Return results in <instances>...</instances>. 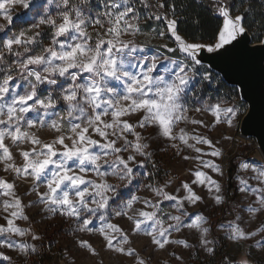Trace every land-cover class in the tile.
I'll list each match as a JSON object with an SVG mask.
<instances>
[{"label":"snow or ice","instance_id":"obj_1","mask_svg":"<svg viewBox=\"0 0 264 264\" xmlns=\"http://www.w3.org/2000/svg\"><path fill=\"white\" fill-rule=\"evenodd\" d=\"M54 3L58 9L56 15L46 10ZM99 3L103 10L92 14L91 0H46L45 5H35L34 0H0V18L8 25L13 24L11 8L14 6L26 10L44 8L42 16L37 12L40 19L32 22V28L43 25L51 34L48 47H43L41 36L44 34L40 31L29 34L31 28L0 42V73L3 74L0 75V165L3 172L13 175L11 181L0 176V218L5 221L0 224V249L16 251L25 258L37 253L35 244L13 239L25 236L33 241L41 239L31 227L21 228L17 224L23 220L31 225V218L25 213L30 208L37 209V214L42 211L67 217L75 225L73 235L96 233L106 249L134 258L135 264H146L130 246L132 238L140 235L159 250H167L171 245L184 249L199 247L214 257L215 248L209 245L215 241L207 239L210 229L205 226L209 219L202 212L189 213L186 208V203L196 206L204 199L192 185L207 186L208 192L213 193L211 199L215 206L226 202L221 185L206 172L199 168L191 172V183L183 181L180 185L183 196L167 192V184H144L158 199L138 195L124 199L121 188L135 185L137 191L141 190L138 182L144 174L139 169L153 156L149 151L150 137L169 143L177 149V154L193 150L196 156L185 154L182 158L194 159L202 168L223 174L214 161L203 159L205 155L220 157L222 151L209 137L195 129L187 130V125L212 130L220 124L232 127L240 110L226 96L215 103L202 104L194 111L213 118L206 123L189 119L186 100L197 85L212 87L217 80L202 63L200 53L205 48L209 53L227 51L226 46L238 43L246 35L244 21L251 7L233 15L229 0H211V10L222 18V26L215 33V43L205 45L181 35L174 4L170 6V18L166 13L159 14V9L165 7L163 0L156 4L150 0H99ZM137 5L154 10L148 19L164 22L175 47L165 44L163 49L173 55L147 56L135 39H124L141 32ZM191 22L193 27L200 23L198 18ZM5 27L0 24V32ZM164 35V31L158 32L159 37ZM36 48H42V53L32 54ZM176 53L181 55L176 57ZM17 77L28 82L23 91H16L14 87ZM45 85L47 95H42L41 86ZM58 105L64 106L63 114L56 111ZM30 113L37 114L35 119ZM181 124L185 127H180ZM44 129L54 133L51 142L45 143L38 135ZM197 145H206L211 151L206 152ZM13 149L22 159L19 165ZM240 168L251 170L254 176L250 179L257 183L253 185L249 179L238 177L237 190L244 194L245 200L255 199L239 206L235 219L220 227L225 239L236 243L262 236L249 249L264 250V219H261L264 164L242 162ZM110 177L118 183H110ZM17 180L31 181L25 195L34 194L35 199L28 204L17 195ZM164 201L172 202L171 207L178 214L162 215ZM136 204L143 207L135 208ZM113 217L129 221L130 231L113 223ZM254 220H260L255 228L252 227ZM184 229L199 233L198 245L173 238V233ZM77 247L97 254L89 241L77 239ZM171 255L183 260L175 252ZM251 255L249 250L239 264H253ZM4 261L12 264V257L0 251V264Z\"/></svg>","mask_w":264,"mask_h":264},{"label":"rangeland","instance_id":"obj_2","mask_svg":"<svg viewBox=\"0 0 264 264\" xmlns=\"http://www.w3.org/2000/svg\"><path fill=\"white\" fill-rule=\"evenodd\" d=\"M35 5H45L46 0H34ZM52 15H56L58 9L54 4L47 6L46 9ZM102 5L99 0H91L90 12L95 14L98 11H102ZM40 12L42 16L44 14V8H33L26 10L19 5L11 8V15L13 16V24H17L16 28H13V24L8 25L6 21L0 18V24H5L6 27L3 32H0V42L11 38L13 35L19 34L22 30L32 29V34L36 31H40L42 34L43 47H48L51 42V34L46 26H41L39 29L32 28V22L40 19L37 12ZM27 13L25 16L24 14ZM20 17V19H17ZM141 24V23H140ZM141 27V25H140ZM92 32V29H89ZM158 28L154 27L151 32L147 30L138 33L135 37H124V39H135L144 48V54L147 56L160 54L159 50H164L163 45L167 44L169 47H175V44H168L163 37L158 36ZM63 39V38H61ZM206 49V48H205ZM22 51V49H21ZM42 48H36L32 54H41ZM166 55H173L172 53H164ZM181 54L176 53L175 56L179 57ZM207 67V66H205ZM208 68V67H207ZM209 69V68H208ZM210 70V69H209ZM216 77V83L212 87L197 85L194 92L188 94L186 104L189 108V119L204 120L206 123H210L213 118L207 113H200L194 111L203 105L217 102L218 98L227 97L229 102L237 106L240 110L238 120L234 121L232 127H228L226 124L217 125L214 130L204 129L198 125H187V130L191 131L195 129L197 132L209 137L215 144L217 149L222 151V156L212 157L205 155L204 160L214 161L222 169L223 174L219 175L212 172L208 168H202L199 161L194 159L184 160L182 155H188L194 157L197 155L193 150L187 149L181 154H177V149L172 148L169 143H166L162 139L157 141L155 137H150L149 142L152 147L149 151L153 152L152 160L145 164L144 167L139 169V172L143 173L140 177V191H137L136 186L131 188H121V196L127 199L130 195H138L141 197H149L153 200L158 199L151 192L147 191L143 185L151 184L153 186H164L167 184L166 191L178 195H185L184 191L180 189V185L183 181L191 183L193 176L191 172L196 169H200L206 172L214 180L218 181L222 188V193L226 202L220 206H215L211 196L213 193H209L207 186L192 185L196 193L202 196L204 199L196 206H192L186 203V208L189 213L202 212L205 217L209 219V223L205 225L209 227L210 231L207 235L208 240L215 241L214 245H209L215 248V255H207L202 248H188L184 249L177 245H171L167 247V250L156 249L148 241V238L140 235L133 237V243L130 245L135 248L139 255L146 261V264H239L242 258H245L246 253L250 250L252 255L249 259L253 264H264V250L252 248L249 249V245L254 244L255 241L260 240L262 236H257L254 240L240 241L239 243L225 239L224 230L220 225L227 224L229 221H233L237 215L238 207L250 203L254 197L244 199V194L237 190L238 177L249 179V183L255 185L257 182L250 179L254 176L251 170H241L240 165L242 162H256V164H264V160L258 157L257 148L258 144L254 138H244L239 134V128L243 116L245 115L248 106L242 101L239 95V91L236 87H229L230 90L226 91L221 87L222 77L216 72L210 70ZM0 75H3L0 73ZM113 86H117L116 82H112ZM28 86V82L23 79H17L14 82L16 91H23ZM41 94L47 95V86H41ZM57 112L63 114L64 106L58 105ZM36 113H30L29 116L33 119L36 117ZM136 116L132 117L135 121ZM180 127H185L181 124ZM38 135L41 139L47 143L51 142L54 133L44 129L41 130ZM147 135V133H145ZM230 137V139H225ZM131 139V137H129ZM7 143V141H6ZM30 147V145H25ZM202 147L206 152L211 151L206 145H197ZM181 148L183 146L181 145ZM13 154L16 158V163L19 165L22 163V159L19 157L15 149ZM139 159V158H138ZM3 165H0V176L6 180H13V175L2 171ZM159 172L160 180L151 182L148 177V172L156 174ZM110 183H118V181L110 177ZM17 195L21 196L23 202L28 204L30 200L35 199V195L26 196L25 192L30 190L31 181H16ZM177 189H180L177 192ZM45 189L41 188V191ZM170 201H164L161 204L162 215L166 213L178 214L175 209L171 207ZM143 207L142 204H136L135 208ZM151 210V209H148ZM25 213L31 218V225L27 221L18 220L17 224L21 228L31 227L38 235L41 236L39 241H33L29 236L25 237H13L18 241H26L30 244L37 246V253L27 258L18 255L16 251L0 249L4 251L6 255L12 257V264H135V259L126 255H121L115 251H110L105 248L102 238L96 234H89L87 232H80L73 235L75 225L67 217L59 215H50L47 212H39L37 209L26 208ZM247 216V213H243ZM264 219V216H261ZM113 223L119 224L125 230L131 229V224L126 219L119 217H113ZM4 219L0 218V224H4ZM98 223V221H97ZM260 224V220H254L252 227L255 228ZM264 235V234H262ZM199 233L194 230L184 229L181 233H173V238L187 239L188 243L197 244ZM77 239H83L89 241L92 247L96 250V255L90 254L87 249L77 247ZM128 247V246H125ZM177 253L182 255L183 260H177L173 258L171 253ZM33 259V262L31 260ZM2 264H8L7 261Z\"/></svg>","mask_w":264,"mask_h":264},{"label":"water","instance_id":"obj_3","mask_svg":"<svg viewBox=\"0 0 264 264\" xmlns=\"http://www.w3.org/2000/svg\"><path fill=\"white\" fill-rule=\"evenodd\" d=\"M227 51L209 53L204 49L202 63L222 77L231 87H236L240 98L248 106L242 118L239 134L254 138L264 160V40L254 44L249 33L239 42L226 46Z\"/></svg>","mask_w":264,"mask_h":264},{"label":"trees","instance_id":"obj_4","mask_svg":"<svg viewBox=\"0 0 264 264\" xmlns=\"http://www.w3.org/2000/svg\"><path fill=\"white\" fill-rule=\"evenodd\" d=\"M150 2L156 4L160 0H150ZM163 2L165 7L159 9V14L163 15L166 13L172 18L170 6L174 4L176 9L175 18L179 21L178 27L181 35H186L190 40L205 45L215 43V33L222 26V18L212 12L211 0H163ZM229 2L234 10L233 15L244 13L245 9L251 7V11L246 15L244 24L252 42L254 44L262 42L264 40V0H229ZM137 7L140 9L138 15L140 16L139 23H141L142 30L151 32V29L156 27L159 31H164L163 39L171 45L172 40L166 31L164 22L147 18L153 15L154 10L143 9L140 5H137ZM197 18L200 21L199 26L193 27L191 21ZM12 26L16 28L17 24ZM159 52L166 53L162 49ZM220 84L224 90H230V86L223 82H220ZM151 172H148V174ZM148 177L151 182L160 180L157 170L156 174L151 173V176L148 175ZM31 262H33V259Z\"/></svg>","mask_w":264,"mask_h":264},{"label":"bare ground","instance_id":"obj_5","mask_svg":"<svg viewBox=\"0 0 264 264\" xmlns=\"http://www.w3.org/2000/svg\"><path fill=\"white\" fill-rule=\"evenodd\" d=\"M257 151H258V157L260 158V159H263L262 158V155H261V152H260V150L257 148Z\"/></svg>","mask_w":264,"mask_h":264},{"label":"built area","instance_id":"obj_6","mask_svg":"<svg viewBox=\"0 0 264 264\" xmlns=\"http://www.w3.org/2000/svg\"><path fill=\"white\" fill-rule=\"evenodd\" d=\"M222 82L224 83V84H226L223 80H222ZM227 85V84H226ZM227 86H229V85H227Z\"/></svg>","mask_w":264,"mask_h":264}]
</instances>
